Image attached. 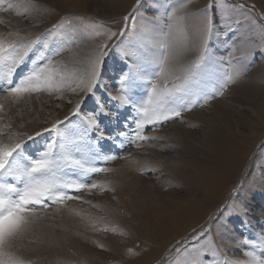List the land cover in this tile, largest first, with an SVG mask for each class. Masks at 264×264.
Wrapping results in <instances>:
<instances>
[{"label":"snow or ice","instance_id":"obj_1","mask_svg":"<svg viewBox=\"0 0 264 264\" xmlns=\"http://www.w3.org/2000/svg\"><path fill=\"white\" fill-rule=\"evenodd\" d=\"M190 3L191 0H153L149 5L153 15L149 16L145 0H135L122 17L123 25L118 30L95 18L75 16L62 17L51 29L38 35L20 29L0 34V92L5 94L0 96V111L5 107L2 101L11 99L16 103L32 93L56 92L68 87L72 93L82 94L81 100L63 120H54L50 127L34 135L15 130L11 117L0 124V264H36L23 255L21 242L46 215L50 205L81 200V196L70 194L73 192H115V188L108 187L110 182H87L94 175L113 171L98 165L123 158L111 151L102 153L101 142L119 140L123 148V141L140 147L142 142L158 139L146 135L145 130L180 118L201 101L207 103L223 95L224 90L248 71L253 53H264V44L256 45L251 51L246 49L243 58L249 59V64L237 67L231 52L228 59L214 57L210 52L215 32L223 29L228 36L236 31L233 25L249 21L256 24L254 6L230 0H208L193 13L189 11ZM19 8L23 9L19 14L25 16L42 13L39 0H0V12ZM229 8L240 13L242 20L229 17ZM177 32L181 36L179 44L175 39ZM78 34H87L96 43L76 62L78 67L69 68L67 62L59 58ZM259 34L264 37V25ZM110 41H114L111 48ZM235 50L233 46L232 51ZM112 51H118L126 66L115 82L116 94L105 91L107 101L98 98L93 110L83 113L84 100L108 87L104 83V72ZM29 61V70L18 80L14 79L17 69ZM150 65L156 68L151 75L148 73ZM144 81L150 85L146 91L141 90ZM128 109L132 113L122 122V115ZM72 117L78 118L77 131L72 134L61 131V126ZM4 119L0 116V121ZM43 133L55 136L44 150L35 156L27 155L25 143ZM140 171L155 172L157 169L141 168ZM242 188L243 181L233 189L232 195L238 197ZM72 211L82 219L86 215L75 209ZM247 214L248 208L243 201L225 203L209 218L207 227L201 226L199 231L194 229L190 238L177 241L175 254L168 264H264V233L256 238L243 236L234 241L245 259H222V249L213 235L214 225L226 231L233 216L247 223L244 219ZM102 219H90L95 231L127 235L117 226L98 227V220ZM97 246L104 248L98 242ZM127 254L139 255L132 248L127 249ZM56 264L77 262L58 258ZM78 264H86V261Z\"/></svg>","mask_w":264,"mask_h":264},{"label":"rangeland","instance_id":"obj_2","mask_svg":"<svg viewBox=\"0 0 264 264\" xmlns=\"http://www.w3.org/2000/svg\"><path fill=\"white\" fill-rule=\"evenodd\" d=\"M134 2L135 0H39L42 6L41 14L30 13L25 16L19 14L23 12L22 8L0 12V20L3 21L0 23V34L20 29L24 33L31 32L33 35H38L51 29L62 17L75 16L95 18L106 22V25L113 30H118L123 25L122 17ZM152 2L153 0H145L144 6L148 8L149 16L153 15V9L149 8ZM207 2L208 0H191L189 11L195 13ZM230 2H242L249 7L254 6L253 16L256 24L253 25L249 21L241 22L238 26L233 25L236 31L228 36L224 35L223 29L215 32L210 42V52L214 57L225 59L229 58L231 52L235 65L244 67L249 64V59L243 58L245 50L251 51L256 45L264 44V37L259 34L261 25H264V0H230ZM227 14L233 20H242L241 14L231 8L227 10ZM175 39L179 44L181 40L179 32L176 33ZM95 43L96 41L88 38L87 34H78L59 59L67 62L69 68L78 67L76 62ZM113 43L114 41L109 42L110 48ZM233 46L236 48L235 51H232ZM250 59L252 62L248 71L238 82L224 90L223 95L216 96L207 103L201 101L199 106L182 113L180 118L145 130L146 135L158 139L142 142L140 147L123 141L125 144L123 148L119 146L121 143L119 140L101 142L99 147L102 153L111 151L123 158L98 165L113 171L94 175L87 182L91 183L92 180L110 182L108 187L115 188V192L98 190L73 192L70 194L81 196V200H69L66 205L60 206L50 205L46 215L33 226L31 232L21 242L23 255L36 261V264H56L58 258L77 264L82 260L86 261V264H123V257L128 255L127 249L132 248L135 252L141 250L142 244L147 241V235L154 227L179 212L186 204L201 202V207L193 217L182 220L170 230L167 238L156 242L143 257L140 256L136 261L129 263L168 264L175 254L177 241H182L185 237L190 238L194 229L199 231L201 226L207 227L209 218L225 203L232 204L240 200L248 208V214L244 218L247 223H242L240 217L233 216L227 223L226 231L214 225L213 235L222 249V259H245L243 251L234 246V241L243 236L256 238L258 234L264 233V126L251 127L252 124H257L258 115L255 109L257 104L262 102L264 95V53L256 51ZM29 67L30 61L20 66L14 79L18 80L22 77ZM125 67L118 51L110 52L104 72V83L108 87L98 90L95 96H89L84 100L83 113L92 111L98 98L107 101V97L104 96L105 91L116 94L115 82ZM155 71V65L148 66L149 75ZM162 79L159 82L162 83ZM211 86L209 85L210 88ZM148 87L150 85L144 81L141 90L146 91ZM2 95L5 94L0 92V96ZM81 95L72 93L68 87H65L62 91L32 93L16 103L11 99L2 101L5 107L0 111V116H4L5 119L0 121V124L6 123L11 117L15 130L34 135L35 132L50 127L54 120H63L81 100ZM227 107L229 115L233 118L228 120L232 129L224 131L220 124L225 121L221 109ZM131 113V109L124 112L122 122ZM77 122L78 118L72 117L61 126V131L68 134L75 133ZM54 136V133H43L27 141L24 145L25 153L35 156L45 149ZM216 138H218L216 142L230 139L227 143L233 153L227 159L231 163V170L220 179L211 197L204 202L202 171H205L209 162L207 155L216 157L209 154L217 147L212 145L214 143L212 141ZM138 168H156L157 171L142 173ZM133 173L139 174L144 179L139 181L147 186L148 194L133 198L130 193L124 191V196L120 194V198H117V193L122 188L118 189L123 182L121 175L130 176ZM241 181L243 188L240 195L233 196V189L237 188ZM74 205L83 206L82 212L86 214L84 220L74 214L72 211ZM92 205L99 207L93 208ZM67 209L70 211L68 212ZM64 213L67 215L65 216ZM68 215L83 220L87 228L91 226L90 219L103 217L102 220H98V227L104 224L117 226L127 235L95 231L90 227L91 231L87 238L89 241L84 247L78 248L79 250L75 247L64 249L56 243L53 230L70 227L69 222H66ZM97 242L103 244L104 248L98 247Z\"/></svg>","mask_w":264,"mask_h":264},{"label":"bare ground","instance_id":"obj_3","mask_svg":"<svg viewBox=\"0 0 264 264\" xmlns=\"http://www.w3.org/2000/svg\"><path fill=\"white\" fill-rule=\"evenodd\" d=\"M189 59H190V57H189ZM253 88H254V86H253ZM256 108H257V109H255L257 112L256 114L258 115L257 124H252L251 125L252 128L253 127L259 128V127L264 126L263 125L264 124V95H263L262 102L257 104ZM221 112L223 113V118H225V121L220 123L221 126L223 127V130L226 131V130L232 129V127L229 126V124H228V120L233 119V118H231L232 116L229 115L228 107L226 109H224V108L221 109ZM224 115H225V117H224ZM211 136L213 137L212 133H211ZM214 136L218 137L217 135H214ZM238 139H240V138H238ZM217 140H218V138H216V139H214V141H212V142H214L212 145H217V147L213 148V151L211 153H209L211 155L212 154L215 155L216 157L212 158V156L207 155L206 158L209 159V162L207 161L208 165H207V168L205 169V171L204 172L202 171L203 176H202L201 181L203 184L202 185L203 189L205 190L204 202L207 201V199L211 197L212 191L217 187V185L220 182V179H223V177L225 175H227L231 170V163L228 162V159L230 158L233 151H232L231 147L228 146V143H227L228 141H230V139H227V141L225 139H223L221 141L216 142ZM240 141H242V140H240ZM205 148H206V150L208 149L207 144H206ZM228 155H229V157H227ZM202 162H204V161H202ZM205 165H206V163H205ZM138 169H140V168H138ZM138 171H140V170H138ZM121 179L123 180V182H122L121 186L118 187V189H120L121 187L122 188L120 189V191H118V193H117L118 195L116 196L117 198H120V194L124 196V191L127 193H130V195L133 198H134V196H135V198L136 197L138 198V196H141V194H146V193L148 194L147 186L145 187L144 183H141L139 181L140 179H143L139 174L133 173L130 176H125L122 174ZM133 200H135V199H133ZM201 205H202L201 202L200 203L199 202L198 203L197 202H190V203L186 204V206L183 207L179 212L172 214L170 217H168L162 223L158 224L156 227L153 228V230L150 232V234L147 235L148 236L147 241H145L142 244L141 250L137 251L139 253V255H135V256L126 255L123 257L122 263L123 264H129L130 262L136 261L138 257H140V256L143 257V255L148 253L153 248V246L156 244V242L167 238L170 230L173 229L175 226L179 225L182 220L193 217L195 215V213L198 211V209L201 207ZM82 207L83 206H81V205H76L74 209H77V211L82 212V210L84 209ZM105 208L107 209V207H105ZM69 211L70 210H68V212ZM71 213H73V212H71ZM66 215L67 214H65V216ZM68 217H69V215H68ZM68 217H65V218H68ZM83 220H80L79 218L77 219L74 217H69L68 220H66V222H69L68 224H70V227H66L65 229H57L56 228L55 230H53L55 235H56L55 236L56 243L64 249H67L70 247H75L77 249L78 248L80 249L81 247H84V245H86L88 243L87 241H89V240H87V238H88V235L91 231V229H90L91 226L87 228L86 227L87 224H85V222ZM183 230H184V228H183Z\"/></svg>","mask_w":264,"mask_h":264}]
</instances>
